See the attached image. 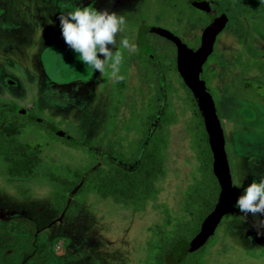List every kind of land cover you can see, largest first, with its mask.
<instances>
[{
    "label": "rangeland",
    "instance_id": "1",
    "mask_svg": "<svg viewBox=\"0 0 264 264\" xmlns=\"http://www.w3.org/2000/svg\"><path fill=\"white\" fill-rule=\"evenodd\" d=\"M209 1L227 14V25L202 75L224 128L233 185H247L264 172V4ZM79 3L0 0V104L60 130L54 136L33 124L14 139L0 134V264H162L180 232L197 233L185 196L201 178L199 115L177 70L176 44L145 31L157 53L151 60L139 29L162 26L197 48L217 8L96 0L125 15L122 35L134 45L115 48L116 71L110 62L99 74L61 35L58 15ZM114 165L132 175L119 181ZM209 179L208 213L219 193L217 178ZM242 190L234 186V201ZM182 264H264V227L232 206Z\"/></svg>",
    "mask_w": 264,
    "mask_h": 264
},
{
    "label": "water",
    "instance_id": "2",
    "mask_svg": "<svg viewBox=\"0 0 264 264\" xmlns=\"http://www.w3.org/2000/svg\"><path fill=\"white\" fill-rule=\"evenodd\" d=\"M190 1L203 10H211L209 0ZM226 25L227 14L223 11L206 26L201 44L197 48L189 47L179 36L167 28L153 24L143 25L144 31L158 33L173 41L177 46L178 67L185 83L192 91L202 115L213 155L212 168L219 183V193L215 205L203 218L199 231L191 239H181L176 243V250L181 257L205 244L223 217L231 211L234 202L233 176L226 149L224 128L216 101L209 91L205 79L201 76L204 64L214 49L217 37ZM61 134L67 135L65 132H61Z\"/></svg>",
    "mask_w": 264,
    "mask_h": 264
},
{
    "label": "clouds",
    "instance_id": "3",
    "mask_svg": "<svg viewBox=\"0 0 264 264\" xmlns=\"http://www.w3.org/2000/svg\"><path fill=\"white\" fill-rule=\"evenodd\" d=\"M260 3L264 4V0H260ZM95 4L96 0L87 4L80 0L77 6L61 12L58 19L63 40L76 53V58L95 73L103 74L110 62L113 71H116L119 53L114 55L115 48L123 46L134 50V45H130L122 35L125 15L107 7L98 8ZM234 186L243 190L233 207L245 219L249 214L256 217L259 226L264 227V172L253 173V179L247 185L243 180H238Z\"/></svg>",
    "mask_w": 264,
    "mask_h": 264
},
{
    "label": "trees",
    "instance_id": "4",
    "mask_svg": "<svg viewBox=\"0 0 264 264\" xmlns=\"http://www.w3.org/2000/svg\"><path fill=\"white\" fill-rule=\"evenodd\" d=\"M217 8V14L220 15L223 10L216 6L215 3L211 2V10ZM139 41L145 50H148L146 56L153 60L156 58L157 53L156 50L153 49V45H150L149 42H146V35L143 28V25L139 29ZM211 54L208 56V60L205 63V65L208 64V61L210 60ZM175 63L177 64V70L180 73L179 67H178V61L175 60ZM181 75V73H180ZM182 76V75H181ZM202 78L203 75L201 74ZM183 78V77H182ZM183 84L187 87L184 79ZM188 92L190 94L191 100L194 103L196 107V113L199 115V119L195 124V127L193 128V133L195 134V145L197 146V157L200 161V172H201V178L195 183L192 184L185 196V206L188 210V212L192 215L190 218V223L193 225V227L198 232L200 229V225L202 222V219L208 214V211H206L203 208V202H202V196H204L208 191L210 190V179L209 178H215V174L213 172L212 168V161H213V155L212 150L210 148V144L208 141V134L205 129L204 121L201 116V113L198 109L197 102L193 96L192 91L190 88H188ZM209 89V87H208ZM210 91V89H209ZM35 125L38 129H45L48 134H52L54 136H59L60 130L58 127H56L54 124L40 118L36 114L27 111L26 113H22V111L18 108L16 104L13 106H6L4 104H0V134L6 135L7 137H10L12 139L20 137L24 135L29 127H32V125ZM27 149L31 152L33 149V145L31 143L26 144ZM40 144H38V148H40ZM114 171L117 172L116 179L119 181L121 178L132 175V171L123 168L121 166L114 165ZM99 170V168L91 169L90 173H96ZM216 196L213 198V203L215 201ZM212 203V205H213ZM215 205V203H214ZM213 205V207H214ZM210 212V211H209ZM191 227H188L185 232H180L179 235L176 237V241H174V244H171L169 249L167 250L163 263L162 264H182L186 258L187 254H190L194 251L187 252L183 257H181L177 250H176V243L181 239H191L194 235L189 236L185 233L191 231Z\"/></svg>",
    "mask_w": 264,
    "mask_h": 264
},
{
    "label": "flooded vegetation",
    "instance_id": "5",
    "mask_svg": "<svg viewBox=\"0 0 264 264\" xmlns=\"http://www.w3.org/2000/svg\"><path fill=\"white\" fill-rule=\"evenodd\" d=\"M189 1H190V0H189ZM190 2H191V1H190ZM210 3H211V2H210ZM215 17H216V16H215ZM215 17H214V18H215ZM151 25H152V24H151ZM150 32H151V31H150ZM154 33H155V32H154Z\"/></svg>",
    "mask_w": 264,
    "mask_h": 264
}]
</instances>
